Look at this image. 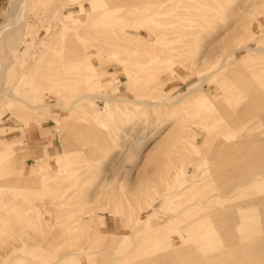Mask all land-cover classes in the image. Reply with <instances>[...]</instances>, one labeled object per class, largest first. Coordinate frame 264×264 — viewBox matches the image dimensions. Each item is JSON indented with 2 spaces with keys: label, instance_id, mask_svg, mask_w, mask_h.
Returning <instances> with one entry per match:
<instances>
[{
  "label": "rangeland",
  "instance_id": "1",
  "mask_svg": "<svg viewBox=\"0 0 264 264\" xmlns=\"http://www.w3.org/2000/svg\"><path fill=\"white\" fill-rule=\"evenodd\" d=\"M6 24L0 264H264V0H0Z\"/></svg>",
  "mask_w": 264,
  "mask_h": 264
},
{
  "label": "bare ground",
  "instance_id": "2",
  "mask_svg": "<svg viewBox=\"0 0 264 264\" xmlns=\"http://www.w3.org/2000/svg\"><path fill=\"white\" fill-rule=\"evenodd\" d=\"M21 16V15H20ZM16 18H18V16L16 17ZM18 19H16L14 22H11L9 25H15V23H16V21H17ZM6 28H7V24L6 25H1L0 26V38H1V36L4 34V32L6 31ZM17 35H18V33H16ZM240 47H236L235 49H234V51H250L252 48H250V47H247V46H241V44L239 45ZM258 49H256L255 51H257ZM259 51V50H258ZM34 171H36L37 172V169L36 170H34Z\"/></svg>",
  "mask_w": 264,
  "mask_h": 264
}]
</instances>
